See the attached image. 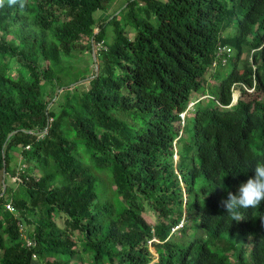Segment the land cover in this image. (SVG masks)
<instances>
[{
	"label": "trees",
	"instance_id": "16d2710c",
	"mask_svg": "<svg viewBox=\"0 0 264 264\" xmlns=\"http://www.w3.org/2000/svg\"><path fill=\"white\" fill-rule=\"evenodd\" d=\"M112 1L0 7V264H264V202L220 207L264 162V0Z\"/></svg>",
	"mask_w": 264,
	"mask_h": 264
},
{
	"label": "rangeland",
	"instance_id": "374dc122",
	"mask_svg": "<svg viewBox=\"0 0 264 264\" xmlns=\"http://www.w3.org/2000/svg\"><path fill=\"white\" fill-rule=\"evenodd\" d=\"M127 1L128 0H114V1H112L110 6L106 10H100V11L96 12L95 17L97 18V20H100L102 17H110L111 15H114L115 13H118L120 8H122ZM229 5L231 7L233 6L232 0H229ZM236 21L237 20H235V23L231 27V29L234 31V33L236 32ZM231 31H229V32L231 33ZM108 34H109V38H110L109 40H113V38L115 36V32H114L113 26H109ZM109 40H108V42H109ZM109 43H112V41L109 42ZM102 47L103 46H99V44L95 45L93 47V51L91 52L92 55L89 52H87V51L82 53V54H77V55H81L80 59H82V61H77L76 60L75 61L76 65L85 66L86 64H89L88 66H85V68H84V70L82 72H81V70H82L81 68H83V67H78V72H80V74L82 73L83 75H89V73H91L93 68L95 69V68L98 67L97 66L98 63L95 64L93 62V59L94 60L97 59V57H95L96 53ZM236 56H237V50L235 49L232 53H230L229 63L224 68V73L227 74V73H229L232 70L233 62L235 61ZM247 56H248V52L245 51V53L243 55V58H246ZM73 59H77V58H72L71 60H68L67 63H70L71 61L73 62ZM243 60H245V59H243ZM211 73H212V71H209L206 74V79L207 80H209L211 78ZM69 75H71V74H69ZM225 76H223V77H225ZM215 81H216V84L218 85L219 80L216 78ZM83 82H87V80L83 81ZM217 85H215V86H217ZM215 86H213V88H216ZM239 95H240V90H238V89L235 90L234 93H233V102H232L233 104H235L237 102ZM190 116H191V113L189 114V117ZM87 157L89 158V156H87ZM20 159H21V157H20ZM178 160H179V155H176L175 156V161L177 162ZM8 183L10 185H12V186H16L17 185L16 177L10 178ZM99 185H100V195H101V197L105 198V199L113 200V198L115 196V191L113 190L114 186L112 184H109V181H106V180L105 181L99 180ZM143 215H144V217L147 219V221L149 223H151V224H155L156 223L157 215L155 214V212L153 210H151L150 207H148V206L145 207V212L143 213ZM56 221H57V223L60 226H64L65 217L63 215L57 216L56 217ZM175 233H176V231H175ZM230 239L234 240V243L236 244V246L238 247L239 250L245 249V248H248V250L251 249V243H249L250 239L245 240V238H243V236H241V235H235V236L233 235V236L230 237ZM151 252H152L153 255H155V257L157 259L158 255H157L156 248L154 246L151 247ZM78 264H81V261H79ZM86 264H91V263L87 262Z\"/></svg>",
	"mask_w": 264,
	"mask_h": 264
},
{
	"label": "clouds",
	"instance_id": "9594fccd",
	"mask_svg": "<svg viewBox=\"0 0 264 264\" xmlns=\"http://www.w3.org/2000/svg\"><path fill=\"white\" fill-rule=\"evenodd\" d=\"M7 3L10 7L18 6L23 10L27 5V0H7ZM4 5L5 0H0V7H3ZM230 53H232V51ZM228 56H230V54ZM191 103H193V101H191ZM184 113L186 117V111ZM254 171V176H251L246 181L242 182L239 185L237 192L233 193L229 191L227 196L220 201V207L225 210V213L228 214V217L232 221L239 222L243 219L240 211L241 209H254L260 206L261 202H264V162L256 161ZM184 224H186L185 217H183L179 226L182 227ZM176 226L178 225H175L173 228ZM173 228L172 232H175L176 230L173 231Z\"/></svg>",
	"mask_w": 264,
	"mask_h": 264
},
{
	"label": "built area",
	"instance_id": "2783aa9c",
	"mask_svg": "<svg viewBox=\"0 0 264 264\" xmlns=\"http://www.w3.org/2000/svg\"><path fill=\"white\" fill-rule=\"evenodd\" d=\"M99 46H103V45H100L99 44ZM231 51H232V48L230 46H227V45L222 46V47L219 48L218 54L220 56H223L222 58H223V63L224 64L227 63V57L224 56V54H228L229 55ZM214 65H216V63ZM193 105H194V102L191 103L189 107H192ZM182 116L185 117V113H183ZM3 195H4L3 193H0V197L3 196ZM7 208L9 210H11V211H15V207L12 204V201H10V202L7 203ZM179 227L180 226H176L175 228H173V231L177 230V228H179Z\"/></svg>",
	"mask_w": 264,
	"mask_h": 264
}]
</instances>
